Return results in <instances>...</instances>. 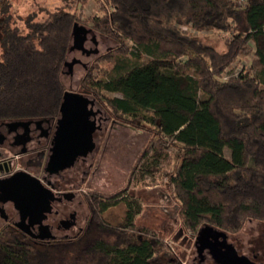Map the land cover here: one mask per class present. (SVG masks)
I'll use <instances>...</instances> for the list:
<instances>
[{"label":"trees","instance_id":"trees-1","mask_svg":"<svg viewBox=\"0 0 264 264\" xmlns=\"http://www.w3.org/2000/svg\"><path fill=\"white\" fill-rule=\"evenodd\" d=\"M94 2L95 14L83 16L85 0H27L32 11L21 17L0 0V119L57 114L77 23L115 43L91 60L78 91L148 139L120 191L84 195L89 225L79 235L44 243L3 226L0 264H179L156 229L137 223L143 201L132 189L145 190L148 176L186 232L207 224L233 234L247 220L264 222V0ZM204 31L223 34L222 51L196 37ZM164 153L169 170L156 168ZM117 203L122 218L104 220Z\"/></svg>","mask_w":264,"mask_h":264},{"label":"flooded vegetation","instance_id":"flooded-vegetation-1","mask_svg":"<svg viewBox=\"0 0 264 264\" xmlns=\"http://www.w3.org/2000/svg\"><path fill=\"white\" fill-rule=\"evenodd\" d=\"M89 39L92 41L93 37L90 36ZM84 41L85 37L82 44ZM92 48H94L93 44ZM78 50L81 56L90 54L83 45ZM69 63H71L70 66L77 63L85 67L80 60L75 58H72ZM92 110L94 114L91 119L94 122V130L91 135V150L84 156L76 157L71 165L51 171H49L51 166L49 167L47 162L55 130L56 115L45 118L0 119V178L22 170L36 178L41 186L50 190L49 211L45 213L41 222L34 223L29 227V231L33 235L47 234L51 237L47 239L34 238L17 229L14 223L19 221V214L10 201H2L7 196L6 193H0V228L11 226L31 239L45 243L75 237L89 225V213L85 206L84 195L92 192L102 193L92 187V181L98 175L99 157L105 151L116 149L121 145L122 138L130 133L135 134L136 139L141 133H144L148 138L143 130L109 117L96 102L92 106ZM125 182L115 191H120ZM123 197L125 194L121 193L115 200H120ZM27 218L34 219V217L27 216L25 222H27ZM247 222L251 223L252 221L247 220ZM253 223L256 227L253 228L255 232L250 236L248 252L236 248L229 239L228 233H226L225 241L233 246L237 255L244 256L254 264H264V222L254 220ZM58 233H62V237H59ZM233 238L236 241V236ZM218 239L220 241V238ZM196 256V264H202L205 260L213 262L207 250H203Z\"/></svg>","mask_w":264,"mask_h":264},{"label":"rangeland","instance_id":"rangeland-1","mask_svg":"<svg viewBox=\"0 0 264 264\" xmlns=\"http://www.w3.org/2000/svg\"><path fill=\"white\" fill-rule=\"evenodd\" d=\"M10 6H8L7 13L11 15L24 16L26 12H31L32 7H26L23 5L27 0H9ZM39 6H51L57 3L58 0H37ZM26 4V3H25ZM22 5V7H20ZM97 5L94 0H85V3L82 6L83 16H89L95 14ZM86 26H89L88 24ZM88 28V27H87ZM90 36L93 37V40L90 41ZM196 37L201 39L204 42L212 44L218 51L223 50L222 38L223 34L214 31H204L196 34ZM92 44L94 48H92ZM85 49H88L90 53L88 56H81L78 48L73 50H68L65 57V61L69 62L72 58L80 60L82 64L87 68L91 60L101 54L104 51H107L110 48L115 46V43L107 38L102 37L94 32L85 33V41L82 44ZM77 49V50H75ZM96 50L92 52L91 50ZM251 59V53L243 57L238 63L232 64L231 67L225 69L223 73V78L231 77L237 74L242 65H246ZM140 62L145 61V57H141ZM85 67L74 64L70 66H62L60 72L61 83L66 90L78 91V80L81 75L84 73ZM118 96V94H113ZM131 134V133H130ZM128 134L126 137L122 138L121 145L117 146L116 149L108 150L103 152L99 157L98 162V175L92 181V187L96 188L102 193H112L121 187L125 178L128 175L131 164L137 154L141 151L143 146L147 141V136L144 133H141L137 139L135 134ZM223 154L225 157H229L228 149H223ZM168 154H161L157 158L156 168L169 170L172 166V159ZM155 160L152 157L149 158L148 162L150 164ZM170 163V164H169ZM155 176V175H152ZM152 179L151 176L146 177V181L149 182V185L145 186V190L140 188L132 189V194L134 196H140L143 201V208L137 216V223L145 224L150 226L158 231L159 234L163 237V243L165 241L170 244L168 250L172 253V256L177 258L179 264H196L197 256L193 246L194 235L189 231H184L179 226L178 220L173 219V204L169 202L168 197L165 195L166 191H163L161 187L158 186L157 176ZM123 215V206L121 203H117L114 206L107 208L103 212L102 216L104 220L114 223L122 218ZM171 215V216H170ZM82 219V218H81ZM80 219V224L82 223ZM251 223L245 221L242 228L236 232V234H228L229 239L234 243L236 248L239 250L248 252L249 251V240L251 234L255 232L253 230L255 226L254 220H251ZM82 225V224H81ZM71 234V232H68ZM59 237H62V233L57 234ZM231 235V236H230ZM236 236V241L233 238ZM166 245V244H165ZM202 264H214L209 260H205Z\"/></svg>","mask_w":264,"mask_h":264},{"label":"water","instance_id":"water-1","mask_svg":"<svg viewBox=\"0 0 264 264\" xmlns=\"http://www.w3.org/2000/svg\"><path fill=\"white\" fill-rule=\"evenodd\" d=\"M86 32L93 31L81 24L73 23L67 51L82 47ZM91 51L96 52L95 49ZM70 64L64 60L62 66L69 67ZM94 103L93 99L81 92L66 89L62 92L55 118V130L49 148L47 162L48 166H51L49 171L67 167L76 157L84 156L91 150V135L94 130L91 116L94 114L92 110ZM0 193L7 194L2 201H10L19 214V221L14 223L17 229L34 238L47 239L51 237L47 234L33 235L29 231V227L34 223L41 222L45 213L49 211L51 201L49 189L41 186L33 176L18 170L5 178H0ZM27 216L34 217V219L27 218V222H25ZM173 219L177 220L174 211ZM225 237V232L210 225L200 226L196 230L193 240L195 253L198 255L203 250H207L215 264H254L244 256L237 255L233 246L226 243Z\"/></svg>","mask_w":264,"mask_h":264},{"label":"built area","instance_id":"built-area-1","mask_svg":"<svg viewBox=\"0 0 264 264\" xmlns=\"http://www.w3.org/2000/svg\"><path fill=\"white\" fill-rule=\"evenodd\" d=\"M165 244H166V247H167L168 249L171 248V247H170V244L167 243L166 241H165Z\"/></svg>","mask_w":264,"mask_h":264}]
</instances>
